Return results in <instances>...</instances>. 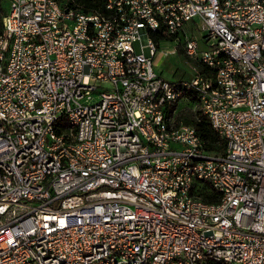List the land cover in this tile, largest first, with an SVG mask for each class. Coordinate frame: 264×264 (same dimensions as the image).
<instances>
[{"label": "built area", "instance_id": "obj_1", "mask_svg": "<svg viewBox=\"0 0 264 264\" xmlns=\"http://www.w3.org/2000/svg\"><path fill=\"white\" fill-rule=\"evenodd\" d=\"M104 1L0 0V264H264V0ZM162 42L214 74L165 80Z\"/></svg>", "mask_w": 264, "mask_h": 264}, {"label": "trees", "instance_id": "obj_2", "mask_svg": "<svg viewBox=\"0 0 264 264\" xmlns=\"http://www.w3.org/2000/svg\"><path fill=\"white\" fill-rule=\"evenodd\" d=\"M76 3L81 6L85 11H103L105 1L104 0H75ZM150 38L157 42L159 40H172L171 38H167L162 34V31H158L157 33L150 34ZM177 55H180L181 57L187 59L184 52L181 48H177L176 51ZM195 67L197 69V72L201 75H205L208 77H212L214 72L202 65H199L195 63ZM171 113V111H170ZM178 119V118H177ZM183 124H188L194 127L197 135L201 138V140L204 142V148L207 152L213 153V154H223L226 148V142L224 139L220 138L210 127V124L208 122V119L197 112L195 114V117L191 121H185ZM197 196L201 198L203 201L208 203H214L218 201L220 198L219 194L211 190L208 186H202ZM207 264H224V263H218V262H207Z\"/></svg>", "mask_w": 264, "mask_h": 264}, {"label": "rangeland", "instance_id": "obj_3", "mask_svg": "<svg viewBox=\"0 0 264 264\" xmlns=\"http://www.w3.org/2000/svg\"><path fill=\"white\" fill-rule=\"evenodd\" d=\"M187 30L193 34L194 38H200V33L194 27L193 23L187 25ZM135 52H140V41H136L134 44ZM176 46L173 42H162L159 47V53L153 60V69L162 78L168 81H173L175 79H187L195 71H197L194 62L181 57L180 55H168L161 56L160 52L163 50L173 49ZM143 53L148 57V49L144 48ZM197 107L193 103H188L185 101H180L176 107L175 114L173 116L174 123L185 121H191L195 114L197 113ZM178 118V119H177ZM172 123V120H171Z\"/></svg>", "mask_w": 264, "mask_h": 264}, {"label": "bare ground", "instance_id": "obj_4", "mask_svg": "<svg viewBox=\"0 0 264 264\" xmlns=\"http://www.w3.org/2000/svg\"><path fill=\"white\" fill-rule=\"evenodd\" d=\"M235 4H242V0H235ZM231 66H233L234 76H241V66L238 57L231 56ZM240 87H246V92L256 91V82H249L247 84V79H240ZM246 113V104H235L231 108V115L233 116H242ZM231 264H237L236 261H231ZM254 264V263H246Z\"/></svg>", "mask_w": 264, "mask_h": 264}]
</instances>
